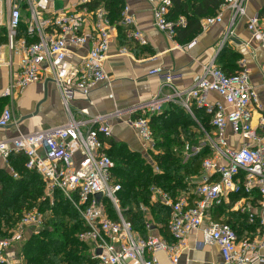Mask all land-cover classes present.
I'll use <instances>...</instances> for the list:
<instances>
[{
    "label": "built area",
    "instance_id": "built-area-1",
    "mask_svg": "<svg viewBox=\"0 0 264 264\" xmlns=\"http://www.w3.org/2000/svg\"><path fill=\"white\" fill-rule=\"evenodd\" d=\"M56 1L0 0V31L6 39L0 45V67L17 65L16 77L2 96L20 95L28 85L50 80L59 87L63 104L70 111L71 101L77 95L88 97L97 84L110 81L105 61L111 49L112 34L118 31L119 25L124 27L126 36L140 44L146 45L148 40L127 4L120 21L113 22L103 3L92 9L89 4L93 0H69L57 9ZM149 1L154 6L155 25L175 34L173 22L167 19L173 0ZM247 1L219 0L218 14L206 17L203 27L221 22L227 9L231 12L232 27L247 15ZM89 20L92 21L90 31ZM247 29L252 39L264 47V19L258 12L248 18ZM230 34L231 29L222 37L220 49L228 42ZM89 43L86 53L77 54ZM195 43L192 41L189 47ZM74 55L79 56L78 61L73 59ZM149 73L165 75L172 94L166 98L156 96L131 107V112L139 115L131 117L129 123L143 140L155 143L150 117L162 113L166 102H180L190 113L195 102L211 115L213 126L211 131L202 129L205 136L200 144L187 142L185 145L187 157L200 152L205 144L211 149L202 162L200 183L179 192L176 197L159 186L151 187V203L161 202L171 210L168 228L173 242L162 236L136 232L124 217L118 197L121 185L113 178L115 162L107 151L112 128L103 116L93 117L89 126V120H76L71 115L65 124L0 140V157L8 162L12 153L24 154L27 168L41 175L51 204L56 190L62 191L72 202L85 224L79 239L88 246L90 260L95 264H160L158 252L161 251L176 263L188 236L199 230L204 243L220 246L222 260L215 264L264 262L260 253L264 246L263 220H260L258 237H253L252 232L251 236L242 237L224 218H215L213 214L215 206L230 194L245 192L250 197L237 201L234 207L247 213L249 223L254 224L258 219L256 206L264 204V107L251 81L249 68L242 63L241 69L229 75L213 58L203 66L195 85L186 90L174 86V74L162 66L152 68ZM262 77L264 83V69ZM211 93L222 100L212 102ZM256 111L260 116L254 123ZM13 119L12 109L4 108L0 126H8ZM229 129L233 135L247 140L238 148H232ZM10 170L18 177L11 167ZM108 201L114 216L109 211ZM42 221L41 213L34 208L27 211L7 235H0V264H26L24 255H11L7 251L15 242L23 243L30 227L39 228Z\"/></svg>",
    "mask_w": 264,
    "mask_h": 264
},
{
    "label": "crops",
    "instance_id": "crops-1",
    "mask_svg": "<svg viewBox=\"0 0 264 264\" xmlns=\"http://www.w3.org/2000/svg\"><path fill=\"white\" fill-rule=\"evenodd\" d=\"M124 1L130 6L131 14L146 36L148 44H140L133 38L126 36V33L122 37L123 33L121 34L119 30L113 33L111 49L105 61V68L109 74L110 81L97 84L90 91L88 97L77 95L71 101L70 111L63 104L59 87L50 80L32 83L20 95L13 97L2 96L12 79L16 77L17 65L15 64L13 68L8 66L0 67V115L6 107L11 108L14 114L11 124L6 127L0 126V140L17 136L21 132L30 133L65 124L71 115L76 120L86 122L89 120V126L93 117L103 116V120L108 122L112 128V134L107 139V151L111 148V139L114 142L126 145L133 151L141 153L150 163L155 164L153 154L159 151L155 148V143L143 140L138 131L129 123L131 117L139 115L131 112L132 106L156 96L166 98L172 94L171 86L166 82L165 75L150 74V70L156 66H162L165 71L174 74L172 79L174 86L182 90L190 89L202 75L203 66L213 58L217 59L225 47L241 54V58L238 61L235 60L233 64H228V67L232 68L237 65L239 67L237 70H239L242 67V63H244L249 68L251 81L256 86L264 107V83L262 77L264 47L252 39L251 33L247 29L248 18L257 12L259 13L264 8V0H248L247 15L239 18L232 27L230 23L231 12L228 9L224 11L221 22L210 25L207 28L202 25L206 16L202 17L200 19L202 31L195 37L196 43L193 47H189L192 41L189 43L179 41L176 34L162 31L155 25L154 6L149 0ZM188 1L193 2L192 0ZM196 1L199 4L202 0ZM68 2L69 0H64V5L68 4ZM218 12L219 9L216 14ZM190 15H192L191 12ZM188 17L189 15L183 16L181 19L185 23ZM91 26L92 21L89 20V31ZM229 29H231L230 38L220 49V41ZM0 34H3L2 31H0ZM184 36L186 35L182 34L180 38H184ZM183 38L182 40H185ZM88 48H90V43L79 49L77 54L86 53ZM123 49H126V51L124 52ZM154 57H157V59L153 60ZM6 59H10L8 50ZM73 59L78 61L79 56L74 55ZM225 60V58H222V63ZM15 63H17L16 59ZM209 98L212 102L222 100L216 93H211ZM172 104L183 106L180 102H166L164 110L170 109ZM192 104V107L196 109L203 108L197 106L195 102ZM191 114L197 120L194 111ZM259 116L260 112L256 111L254 123L257 122ZM198 123L203 129V125L199 121ZM228 137L232 148H238L243 141L247 140L239 135H233L230 129ZM203 139L200 141H203ZM5 168L10 170L9 163L0 157V169ZM186 182L188 186L194 187L201 182V175L188 177ZM223 202H230V196L228 199L225 198ZM143 207L145 205H142ZM145 208L148 219L146 235L162 236L173 242L174 238L169 231L168 225L155 220L151 210L148 207ZM232 210L240 211L235 207ZM255 211L257 212L258 224L260 225V220L264 222V204H258ZM215 212L216 206L213 214ZM239 213L243 214L241 211ZM220 218H226V215H222ZM236 226L240 225L237 224ZM258 229H260L259 226L253 231L244 229L242 237L251 236V232L253 237H258ZM20 246L11 248L7 253L10 252L11 255L16 253L18 256L23 255ZM260 253L264 256V246L260 249ZM158 257L160 264H215L222 260L220 246L216 243H204L203 234L200 230L188 236L187 245L181 252L178 262L173 263L169 255L164 251L158 252ZM254 264H264V262L257 261Z\"/></svg>",
    "mask_w": 264,
    "mask_h": 264
},
{
    "label": "trees",
    "instance_id": "trees-1",
    "mask_svg": "<svg viewBox=\"0 0 264 264\" xmlns=\"http://www.w3.org/2000/svg\"><path fill=\"white\" fill-rule=\"evenodd\" d=\"M192 1L173 0V6L167 15V19L174 24L177 39L186 43L193 41L202 31L200 19L217 15L220 6L219 0H202L199 4L196 0ZM101 3L109 10L111 21L119 22L121 12L126 5L125 1L93 0L89 6L93 9ZM259 14L264 19V8ZM187 15H189L188 20L180 23L181 17ZM24 27L23 24L22 28ZM118 30L124 37V27L119 25ZM182 34L186 36L180 38ZM5 41V37L0 34V44ZM222 58L226 59L224 63ZM240 58V53L225 47L216 60L221 68L231 75L239 67L234 65L229 68L228 64H233ZM192 109L201 125L207 131H211L213 128L211 115L204 108L192 107ZM197 120L185 107L178 104H172L170 109L160 114L151 115L150 125L154 134L155 148L159 150L158 153L153 154L155 164H151L141 153L110 139L112 145L108 153L115 162L113 178L121 185L118 196L122 212L136 232L147 236L148 219L142 205L151 210L155 220L168 225L170 208L161 202L151 203L153 185L163 188L176 197L179 192L190 188L186 182L188 177L200 174L203 159L211 153L210 147L206 145L200 152L189 157L184 153L188 141L198 145L205 136ZM26 162L27 157L24 154L12 153L8 158L10 167L18 177L7 168L0 169V235H7L10 228L16 226L22 218L23 210H32L37 206L41 210L49 207L54 215L53 220L49 221L48 226V222H44V228L38 235L34 234L28 241L23 242L21 252L26 264H95L90 260L88 246L78 236L85 229L79 211L60 190L55 191L53 204L48 198L39 201L44 193L45 184L38 172L27 168ZM249 197L250 195L245 192L230 194V202H222L216 206L214 217L220 218L226 215L224 220L232 225L239 236H242L244 229L256 230L259 226L258 219L254 224H250L247 213L240 214V211L232 210L236 201ZM16 214L18 215L15 216ZM111 214L114 216L112 212ZM54 221L55 224L52 225ZM237 224L240 226L237 227Z\"/></svg>",
    "mask_w": 264,
    "mask_h": 264
},
{
    "label": "rangeland",
    "instance_id": "rangeland-1",
    "mask_svg": "<svg viewBox=\"0 0 264 264\" xmlns=\"http://www.w3.org/2000/svg\"><path fill=\"white\" fill-rule=\"evenodd\" d=\"M62 7H64V0H57L56 2H55V8H57V9H60V8H62ZM191 114V113H190ZM192 115V114H191ZM193 116V115H192ZM194 118V117H193ZM202 138H204V136L202 137ZM201 142V141H200ZM204 146H206V144L204 145ZM152 164V163H151ZM156 170V169H155ZM119 197V196H118ZM47 199V197H46V195H45V188H44V193H43V195L39 198V201H40V199ZM108 207H109V211H111L113 214H114V209H113V207L111 206V203H110V201H108ZM36 209H38L39 211H40V213H41V215H42V217H43V221H42V225H41V227H39V228H37V227H30V229H29V231L27 232V235H26V239H25V241L24 242H26V241H28V239L32 236V235H34V234H36V235H38L39 234V232H40V230H42V228H44L43 226V224H44V222H48V224H47V226L50 224V220H53V218H54V215H53V212L49 209V207H46V208H44L43 210H41V209H39V207L37 206L36 207ZM27 211H29V210H26V211H24L23 210V212L21 213L22 214V217H23V215L27 212ZM18 214H16L15 216H17ZM66 220H68V218H66ZM53 224H55V221H54V223H52V225ZM52 227V226H51ZM47 228V227H46ZM6 229H8V228H6ZM13 228H10V230H12ZM9 230V231H10ZM19 245H21L20 247L22 248V245H23V243L22 242H15L14 244H13V247H15V246H19ZM12 247V248H13Z\"/></svg>",
    "mask_w": 264,
    "mask_h": 264
},
{
    "label": "water",
    "instance_id": "water-1",
    "mask_svg": "<svg viewBox=\"0 0 264 264\" xmlns=\"http://www.w3.org/2000/svg\"><path fill=\"white\" fill-rule=\"evenodd\" d=\"M97 196H98V198H100V194H98Z\"/></svg>",
    "mask_w": 264,
    "mask_h": 264
}]
</instances>
